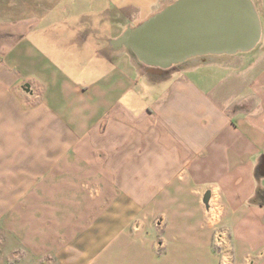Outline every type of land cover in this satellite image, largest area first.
Wrapping results in <instances>:
<instances>
[{"label":"crops","instance_id":"1","mask_svg":"<svg viewBox=\"0 0 264 264\" xmlns=\"http://www.w3.org/2000/svg\"><path fill=\"white\" fill-rule=\"evenodd\" d=\"M174 1L0 3V264H264L262 37L168 68L110 43Z\"/></svg>","mask_w":264,"mask_h":264},{"label":"water","instance_id":"2","mask_svg":"<svg viewBox=\"0 0 264 264\" xmlns=\"http://www.w3.org/2000/svg\"><path fill=\"white\" fill-rule=\"evenodd\" d=\"M261 35L253 0H175L110 43L144 65L168 68L196 56L249 51ZM209 199L207 190L206 207Z\"/></svg>","mask_w":264,"mask_h":264},{"label":"built area","instance_id":"3","mask_svg":"<svg viewBox=\"0 0 264 264\" xmlns=\"http://www.w3.org/2000/svg\"><path fill=\"white\" fill-rule=\"evenodd\" d=\"M228 233V229L225 227H216L214 230V239H213V245L214 248L221 253L222 247H223V242H224V237Z\"/></svg>","mask_w":264,"mask_h":264},{"label":"rangeland","instance_id":"4","mask_svg":"<svg viewBox=\"0 0 264 264\" xmlns=\"http://www.w3.org/2000/svg\"><path fill=\"white\" fill-rule=\"evenodd\" d=\"M5 1H10V0H0V3H4ZM260 8H261V14H262V16H263V18H264V3H261L260 4ZM263 18H262V21H264L263 20ZM259 45V44H258ZM264 46V25H263V28H262V42L260 43V45H259V47H263ZM258 46H256V48H257Z\"/></svg>","mask_w":264,"mask_h":264},{"label":"flooded vegetation","instance_id":"5","mask_svg":"<svg viewBox=\"0 0 264 264\" xmlns=\"http://www.w3.org/2000/svg\"><path fill=\"white\" fill-rule=\"evenodd\" d=\"M253 2L255 4V7H256V9H257V11L259 13V16H260L261 9H260V2H259V0H253ZM261 37H262V35H261Z\"/></svg>","mask_w":264,"mask_h":264}]
</instances>
